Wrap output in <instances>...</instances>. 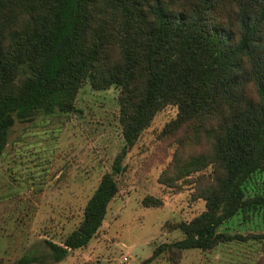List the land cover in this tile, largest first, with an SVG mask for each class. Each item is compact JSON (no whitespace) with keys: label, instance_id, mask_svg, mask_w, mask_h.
Here are the masks:
<instances>
[{"label":"trees","instance_id":"trees-1","mask_svg":"<svg viewBox=\"0 0 264 264\" xmlns=\"http://www.w3.org/2000/svg\"><path fill=\"white\" fill-rule=\"evenodd\" d=\"M84 84L118 90L123 145L60 243L0 264H54L86 246L118 194L123 158L169 106L151 157L169 158L157 181L191 186L203 208L137 264H179L187 249L250 238L264 264V232L220 230L264 210V0H0V155L16 122L70 116ZM140 203L163 204L149 194Z\"/></svg>","mask_w":264,"mask_h":264},{"label":"rangeland","instance_id":"rangeland-1","mask_svg":"<svg viewBox=\"0 0 264 264\" xmlns=\"http://www.w3.org/2000/svg\"><path fill=\"white\" fill-rule=\"evenodd\" d=\"M118 90L93 91L84 84L74 111L38 115L16 122L0 155V257L11 263L22 254L42 252L44 240L60 243L77 226L83 206L100 176L111 170L123 145L118 123ZM175 116L167 107L153 118L122 160L116 176L119 191L109 203L97 234L54 264H137L159 243L181 237L171 223L187 221L203 208L190 198L191 186L181 192L157 181L166 166L152 159L157 134ZM162 199V206L143 207L145 195ZM221 231L247 235L264 232V210L244 221L235 216ZM259 244L250 238L221 243L210 251L187 249L179 264H254ZM150 264H167L159 257Z\"/></svg>","mask_w":264,"mask_h":264},{"label":"built area","instance_id":"built-area-1","mask_svg":"<svg viewBox=\"0 0 264 264\" xmlns=\"http://www.w3.org/2000/svg\"><path fill=\"white\" fill-rule=\"evenodd\" d=\"M127 261H128V258H127L126 256H124V257L122 258V262L126 264Z\"/></svg>","mask_w":264,"mask_h":264}]
</instances>
